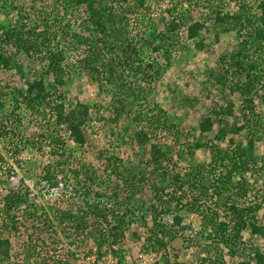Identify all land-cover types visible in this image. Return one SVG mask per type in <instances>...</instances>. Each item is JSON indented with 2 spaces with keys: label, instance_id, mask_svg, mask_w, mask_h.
Wrapping results in <instances>:
<instances>
[{
  "label": "trees",
  "instance_id": "obj_1",
  "mask_svg": "<svg viewBox=\"0 0 264 264\" xmlns=\"http://www.w3.org/2000/svg\"><path fill=\"white\" fill-rule=\"evenodd\" d=\"M38 1L40 0H30L31 6L24 8L15 5L12 0H0V12L8 20L0 21V69L25 70V62L20 61V57L27 60V65H39L33 72V78L26 80L25 87L7 84L0 86V105L4 96L12 95L14 99L12 109L5 113L3 118H12L14 123L20 124L21 111L27 110L39 124L41 118L38 115H42L46 122L42 125L43 130L39 137L31 140L33 147L39 149L42 147V141L46 142L52 159L57 160L58 156L64 155L66 140L60 134L61 128L67 133V138L82 146L85 143L83 126L90 107L78 101L72 104L64 88L71 80L72 74H81L88 70L99 89L108 93L112 103L116 104L114 110L117 118L124 111L126 102L134 105L131 114V121L137 126L134 135L139 140L148 139V131L142 124L154 115L150 116L149 113L151 109L148 107L147 93L150 86L147 87L145 81L150 82V77L158 79L171 65L173 51L181 43L179 28L183 14L189 6L199 5L203 0H183L185 7L181 12L177 10L178 6H182L181 0H58L47 7L36 6ZM152 1L161 6L162 12L160 16L157 13V19L152 16ZM166 1L169 2L163 5ZM254 4L257 11L255 15H251ZM14 11L17 15L11 21L9 16ZM79 11L85 16H78ZM213 16L222 31L238 29L239 32L243 30L249 33L250 41H241L249 43V51L257 53L264 50V0H238L233 13L216 7ZM71 21L72 24L80 25L79 28L72 29ZM201 24L198 20L189 24L187 37H195ZM8 46L13 50L9 51ZM152 53L156 54V57H152ZM231 56L234 60L232 65L247 77L246 82L235 87L237 90L240 88L246 103L241 108L244 113L246 106L252 105L254 96L259 95L255 83L261 76L254 71L256 62L251 60L250 55L238 50ZM262 97L264 98V91ZM230 110L231 107L218 111L213 109L211 114H207L199 123L201 132H215L212 139L204 142L211 152L208 164L197 163L184 173L171 175L167 172L166 164L163 165V162L170 159L171 148H162L164 145L159 142L151 144L152 163L157 171L160 170L158 172L162 180L161 183L157 181L152 184L157 197V205L154 207L160 206L157 209L158 219L169 214L163 197L173 200L177 207L182 205L183 197L201 212L204 200L213 197L216 203L218 202L217 209L221 208L227 214L225 217H219L220 213L215 211L212 217L207 218V226L209 222L211 224L207 238L216 242L215 253L213 256L202 257L196 264H264V244L259 245L243 239V231L247 227H250L252 234H260L264 239V219L258 214L264 206V197H251L256 195V192H253V187L246 178L247 173L257 174L264 171V158L261 159L256 152V142L264 137V120L254 118L251 121L246 112L242 117L245 121L240 124L236 121L228 122L220 117L222 113ZM155 120L160 121L158 114ZM16 126L14 125L15 128ZM2 128L0 132L3 134L13 131V135H19L14 132V128L6 125H2ZM228 134L232 135L230 144L222 148L220 143ZM244 139L245 145L242 143ZM107 160L117 181L110 183L114 188L107 186L111 188L109 204L104 203L106 197L103 188L94 186L97 188L94 189L87 183L84 186V204L94 218V230L89 231V235L97 242L98 248L107 246L114 253H118L122 251L121 247H113L119 243L125 226L130 223L125 220L130 208L125 207L124 211L118 199L121 196L133 204L131 198L141 190L140 182L143 179L139 178L140 169L135 166L126 168L114 162V156H109ZM61 171L65 178L66 173L63 169ZM44 172L43 178L48 181V189L56 188L59 185L57 174L52 175L49 167H46ZM71 172L73 173L67 176L69 184L73 182L72 179H78L83 174L84 180L90 179L89 172L81 166L74 165ZM172 176L174 182H171ZM165 179L168 181L165 182ZM63 181L66 182V178ZM170 186L171 190H167ZM71 189L76 194V188L72 186ZM30 204L27 193L19 190L8 191L0 206L1 230L16 227L12 215L4 219V213L9 214L14 207H27ZM55 211L59 212L57 214L62 220L74 221V232H81L80 230L85 228L84 212L76 216L70 209ZM180 221L181 217L175 213L173 222L178 225ZM45 222L46 219L43 223ZM166 227V224L159 223L149 229L145 241L149 248L159 252L168 246L175 230H166ZM8 245L7 238H0L2 255L9 254ZM226 258L230 262H226ZM163 264L193 263H180L166 258L165 255Z\"/></svg>",
  "mask_w": 264,
  "mask_h": 264
},
{
  "label": "rangeland",
  "instance_id": "obj_2",
  "mask_svg": "<svg viewBox=\"0 0 264 264\" xmlns=\"http://www.w3.org/2000/svg\"><path fill=\"white\" fill-rule=\"evenodd\" d=\"M12 1L20 7L31 6L30 0ZM55 1L58 0H40L36 6L47 7ZM181 1L182 6H178L177 9L179 12L185 7L184 1ZM237 1L203 0L199 5L189 6L187 12L183 14L179 28L181 43L173 51L171 65L158 79L150 77V82L145 81L146 86H150L147 93L148 107L151 109L149 113L150 116L154 115L142 124L148 131V139L139 140L134 135L137 129L135 123L131 121L134 105L126 102L124 111L117 118L114 110L115 103H112L108 93L99 89L88 70H84L81 74H72L71 80L64 88L72 104L78 101L90 107L89 115L83 126L85 143L82 146L76 145L69 137L67 138V133L61 128L60 134L66 140V148L64 155L58 156L57 160L52 159L46 142L42 141L41 149L33 147L31 139L40 136L43 130L42 125L46 123L42 115H38L41 118L39 124L32 114L26 112L27 110L21 111L20 124L19 122L14 123L12 118L5 120L3 115L12 109L14 99L12 95L1 98L0 130L3 129L2 125H6L11 129L14 128L16 130L14 132H18L19 135H13V131L6 134L0 132V206L4 195L10 190L27 193L31 204L27 207L24 205L14 207L9 214H3L4 219L12 215L11 218L15 220L16 227L4 230L0 228V238H7L9 241V254L5 256L0 253V264H14L15 262L163 264L165 255L166 258L169 257L180 263L196 264L202 257L214 255L216 242L207 238L211 225L209 222L207 226V218L212 217L215 211L220 213L219 217H225L227 214L221 208L217 209L218 202L216 203L213 197H207L204 200L203 212L197 211L195 206L183 197L182 205L178 207L173 200L163 197L169 214L158 219L157 209L160 206L154 207L155 204L157 205V197H155L152 184L157 181L161 183L162 180L158 172L160 170L157 171L152 163L151 144L159 142L164 145L162 148H171L170 154L168 153L170 159L163 162V165L166 164L168 173L171 175L184 173L197 163L208 164L210 161L211 152L205 147L204 142L212 139L215 132H201L199 123L207 114H211V110L218 111L231 107L229 112L222 113L220 117L228 122L236 121L238 124L244 123L245 120L242 117L243 114L246 115L245 112L251 121L254 118L264 120V98L262 97L264 50L257 53L249 51V43L241 42L250 41L249 33L243 30L239 32L238 29L222 31L213 16L216 7H222L224 11L233 13ZM168 2L166 1L163 5ZM150 3L152 16L157 19V13L160 16L162 12L160 11L161 6L155 1ZM255 6L256 4H254V11L251 15H255L257 11ZM15 13L16 11L9 16L11 21L17 15ZM77 13L78 16H85L81 11ZM5 20L8 21L0 12V21L6 22ZM196 20L202 23L201 27L197 30L195 37L188 38L187 26ZM79 26L74 23L71 28L78 29ZM7 49L13 50L9 46ZM238 50L252 57L251 60L256 62L254 71L261 76L255 83L259 95L254 94L252 105L246 106L244 113L241 108L246 103L243 101L240 88L237 90L235 87L246 82L247 77L244 72L237 71L232 65L234 60L231 56ZM155 55L151 54L152 57H156ZM20 59L25 62V70L0 69V86L7 84L25 87L26 80L33 78V72L38 69L39 65L34 63L27 65L25 58L20 57ZM160 61H162L161 58ZM157 114L160 117L159 122L155 120ZM14 125L18 127L15 128ZM231 136L228 134L220 143L222 148L229 146ZM242 143L245 145L246 139ZM256 152L259 157H262L261 159L264 158V137L256 142ZM109 156L116 157L114 162L126 168L135 166L140 169L139 178L143 179L140 182L141 190L131 198L133 204L126 201L124 197L120 196L118 199L124 211L125 207L130 208L125 217V220L130 223L125 226L119 243L113 247V249L121 247L122 251L118 253H114L107 246L98 248L97 242L89 235V231L94 230V218L84 204V186L87 184L92 185L94 189L103 188L106 197L104 203L109 204L111 188L107 186L114 188V185L110 183L111 181L117 182L111 172V167L108 166ZM74 165L81 166L88 171L90 179L84 180L83 174L78 179H72L74 185L71 182L69 184L67 176L73 173L71 168ZM46 167H49L52 175L57 174L59 185L54 189H48V181L43 178ZM61 169L66 173V182L63 181L65 178ZM246 178L253 187V192H256V195L251 197L263 198L264 171L257 174L247 173ZM171 180L174 182L173 176ZM167 181L168 179H165V182ZM72 186L76 188L77 195L71 189ZM167 190H171V186ZM110 203L114 202L110 201ZM56 209L60 211L70 209L76 213L74 214L76 216L84 212L85 228L81 229V232L79 230L78 233L74 232V221L62 220L57 214L59 212L56 213ZM175 213L181 217L178 225L173 222ZM258 214L264 219V206ZM44 219H46L45 223H43ZM7 222L9 223V220ZM159 223L166 224V230L169 228L175 230L173 239L165 249L159 251L160 253L149 248L145 242L149 229ZM243 239L259 245L264 244L262 235L252 234L250 227L243 231ZM227 260L226 258L225 261L230 262Z\"/></svg>",
  "mask_w": 264,
  "mask_h": 264
}]
</instances>
